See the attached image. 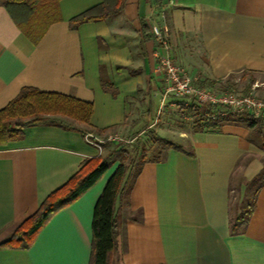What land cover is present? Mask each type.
<instances>
[{
    "label": "crops",
    "instance_id": "0c3cea01",
    "mask_svg": "<svg viewBox=\"0 0 264 264\" xmlns=\"http://www.w3.org/2000/svg\"><path fill=\"white\" fill-rule=\"evenodd\" d=\"M3 1L0 109L26 87L92 108L87 122L43 114L0 145V243L87 161L106 155V142L99 150L86 134L103 139L143 123L124 139L132 141L149 129L163 81L153 25L166 26L169 55L199 86L242 71L264 73V0H126L120 12L75 28L70 19L102 0H59L60 19L37 43ZM251 132L241 123L192 130L180 135L188 148H168L161 160L137 167L116 201L117 248L110 261L264 264V151ZM117 164L52 214L29 247L0 246V264H89L94 204ZM249 200L250 211L244 208ZM247 210L245 222L234 226Z\"/></svg>",
    "mask_w": 264,
    "mask_h": 264
},
{
    "label": "trees",
    "instance_id": "16d2710c",
    "mask_svg": "<svg viewBox=\"0 0 264 264\" xmlns=\"http://www.w3.org/2000/svg\"><path fill=\"white\" fill-rule=\"evenodd\" d=\"M59 0H4V6L11 18L32 42L37 43L47 28L60 19ZM126 0H102L70 19V27L75 28L82 22L95 21L120 12ZM176 95V94H172ZM179 96V95H177ZM178 112L192 118L195 129L215 130L227 123H243L249 129H256L264 140V111L260 117L251 113L241 114L238 118L222 113L219 105L201 104L192 97L179 96ZM91 104L73 97L43 92L35 88H23L5 107L0 109V145L19 136L22 126L27 123L40 122L43 114H62L82 122H87L91 113ZM149 134H152L150 131ZM154 140L163 152L168 148L182 150V146L166 138L154 136ZM144 147L140 140L118 142L114 151L87 161L64 184L50 192L40 203L37 210L27 217L0 246L27 248L39 230L56 211L70 204L90 188L107 170L110 164L118 161L116 168L105 182L93 208L91 219V254L89 264H114L110 261L117 248L118 224L116 219V201L129 187V181L135 174L129 163L137 155L144 156ZM191 154V153H189ZM163 154L152 159L142 158L137 167L147 160H161ZM264 182V167L259 176V185ZM249 211L253 201L246 202ZM248 210L237 216L234 226L245 222Z\"/></svg>",
    "mask_w": 264,
    "mask_h": 264
},
{
    "label": "rangeland",
    "instance_id": "374dc122",
    "mask_svg": "<svg viewBox=\"0 0 264 264\" xmlns=\"http://www.w3.org/2000/svg\"><path fill=\"white\" fill-rule=\"evenodd\" d=\"M205 88L213 91L214 93L227 94L235 99L248 98L250 101L254 102L253 107L251 106L250 108H247L246 105H244L240 110H234L232 107L227 105H219V109H221L222 113H227V115L231 114L234 116V118H238L241 114L246 112L254 115L253 111L254 113H259V116L254 115L255 117H260L261 113L264 111V106H259V104H264V73L246 71L234 73L221 81L210 82L209 87ZM163 89L164 83L162 81V89L160 90L161 93H163ZM179 100H181V98L177 95H167L165 99H163L161 95V101H156V104L153 108V122L147 130L152 132L153 135L149 134V132H146L145 134L142 133V135L138 137L141 145L145 149L144 156H141L140 153L130 161L131 154L124 159L126 164H130L131 172H134V170L137 168L138 162L142 158L152 159L161 153L163 154V152L159 149V145L154 140V136L156 135L166 138L176 144L179 143L184 148H188L187 139L181 138L180 135L191 132L193 129H195V125L191 117L182 114L180 111L178 112V106L175 104L172 106L170 104L171 102L176 103ZM134 110L136 111V114L137 111H139L138 108L132 109V111ZM132 113L134 114V112ZM142 124H136L132 126V129L129 132L124 131L123 133L117 134L123 140L130 139L129 136L131 132L135 129L141 128ZM251 137L254 141H256V143H258L262 151H264V140L261 138V134L256 129H252ZM115 147L116 145L113 143V141H106V149L114 151ZM256 184L257 181L251 183L250 190H252ZM245 207H247L246 204L244 205V208Z\"/></svg>",
    "mask_w": 264,
    "mask_h": 264
},
{
    "label": "built area",
    "instance_id": "2783aa9c",
    "mask_svg": "<svg viewBox=\"0 0 264 264\" xmlns=\"http://www.w3.org/2000/svg\"><path fill=\"white\" fill-rule=\"evenodd\" d=\"M152 34L158 39L160 44V52H156L158 62L156 65V72L162 76L164 83V89L162 93L163 99L167 95L176 94L184 97L195 98L201 104L209 105H227L232 109L240 110L244 105L247 108L253 107L254 102L248 98L235 99L230 95L223 93H214L205 87L196 84V78L186 73L169 55L167 28L166 26L159 27L153 25L151 27ZM264 106V104H259ZM255 116H259V113H254ZM85 140L101 150V144L106 141L123 142L117 133H111L105 138H99L91 133L85 135Z\"/></svg>",
    "mask_w": 264,
    "mask_h": 264
}]
</instances>
